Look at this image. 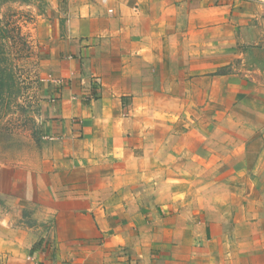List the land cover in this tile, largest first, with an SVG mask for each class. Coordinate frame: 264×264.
Instances as JSON below:
<instances>
[{
    "label": "rangeland",
    "instance_id": "1",
    "mask_svg": "<svg viewBox=\"0 0 264 264\" xmlns=\"http://www.w3.org/2000/svg\"><path fill=\"white\" fill-rule=\"evenodd\" d=\"M117 4L0 0V264L23 259L28 247L20 240L28 231L32 242L50 229L38 220L39 194L47 206H58L63 182L78 183V172L96 161L110 172L117 197L140 201L144 210L215 220L229 218L236 206L230 173L243 149L236 132L200 96L199 83H185L165 42L153 45L160 60L164 55L157 66L138 52H150L152 44L136 43L135 19L120 20ZM136 78L143 79L142 93H132ZM64 90L72 98L68 109L79 111L69 115L72 150L49 134L50 110ZM63 170L75 178H63ZM23 187L26 205L17 201ZM181 225L174 237L165 226L167 239L153 240L180 254Z\"/></svg>",
    "mask_w": 264,
    "mask_h": 264
},
{
    "label": "crops",
    "instance_id": "2",
    "mask_svg": "<svg viewBox=\"0 0 264 264\" xmlns=\"http://www.w3.org/2000/svg\"><path fill=\"white\" fill-rule=\"evenodd\" d=\"M116 7L120 20L135 19L136 43L152 44L150 52H138L157 66L164 55L160 60L153 45L165 42L185 83H199L200 96L212 101L221 123L236 132L243 148L230 173L237 183L236 206L229 218L215 220L193 213L165 216L158 207L144 210L140 201L117 197L110 172L96 161L78 172V183L63 182L58 206H47L39 194L38 220L50 229L36 233L32 242L28 231L20 240L28 251L17 264H264V0H118ZM142 80L136 78L132 93L144 91ZM70 99L64 90L48 123L49 134L59 136L66 150L75 138L69 115H79L76 105L66 106ZM59 175L75 178L73 171ZM19 193V203L29 202L26 187ZM179 225L180 254L167 241L153 240L167 239L169 228L174 237ZM246 244L252 246L248 254Z\"/></svg>",
    "mask_w": 264,
    "mask_h": 264
}]
</instances>
